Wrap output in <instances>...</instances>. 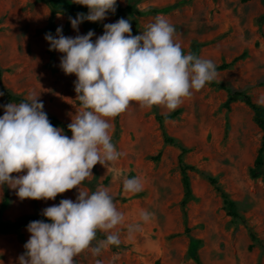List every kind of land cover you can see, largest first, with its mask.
I'll return each instance as SVG.
<instances>
[{"label":"rangeland","instance_id":"374dc122","mask_svg":"<svg viewBox=\"0 0 264 264\" xmlns=\"http://www.w3.org/2000/svg\"><path fill=\"white\" fill-rule=\"evenodd\" d=\"M117 1L125 12L109 13L103 25L125 18L131 23L132 35H138L161 16L175 27L173 39L185 54L209 59L215 65L245 54L233 66L216 70L215 79L235 91L249 93L264 105V0ZM152 9L157 11L150 12ZM87 12L83 6L79 13ZM68 18L60 13L55 18L56 28L62 26L63 35L75 37L88 32L87 21L77 32ZM51 21L52 8L47 0H0V66L8 70L4 83L11 92L22 97L30 91L40 94L44 110L71 123L81 110L74 91L76 76L66 75L59 67L62 53L49 51L44 36L50 32ZM91 30L93 40L102 35L97 28ZM8 103L15 102L8 101L4 93L0 95V105ZM174 112L177 115L164 121V127L191 149L184 156L185 164L195 167L187 171L190 194L179 163L181 150L165 141L157 118ZM3 114L0 108V116ZM109 122L113 126L112 143L123 155L105 166L97 163L93 175L80 188L93 192L104 187L113 196L132 198L114 203L124 215L122 224L111 230L118 233L120 244L108 246L97 256L85 249L74 258V264H157L158 260L162 264H197L192 238L197 241L203 264H264V181L251 176L263 130L255 121L253 109L239 96L206 83L183 98L173 111L163 105L142 107L133 101ZM208 176L216 178L230 194L256 237L243 220L230 214ZM126 177H139L143 190L124 192L122 181ZM77 195L73 188L55 200H20L15 189L0 186V208L8 197L0 222L41 215L45 207L61 199L74 201ZM141 210L151 214L146 223L139 219ZM137 223L139 230L129 232L128 226ZM99 232L90 248L104 240ZM29 237L26 227L0 232V264H18Z\"/></svg>","mask_w":264,"mask_h":264},{"label":"clouds","instance_id":"9594fccd","mask_svg":"<svg viewBox=\"0 0 264 264\" xmlns=\"http://www.w3.org/2000/svg\"><path fill=\"white\" fill-rule=\"evenodd\" d=\"M72 3L88 9L68 18L79 32L82 22H102L114 14L117 0ZM103 28L95 40L92 30L72 37L62 34V26L56 28L55 36L51 32L44 36L49 51L63 54L61 70L76 76L74 91L81 110L67 125L71 137L50 123L40 94L34 91L23 102L0 105L4 109L0 116V186L15 189L20 200H55L73 188L78 191L74 201L61 199L42 209L47 222L38 219L26 225L30 237L18 264H74L85 249L97 256L110 245L118 246L119 235L111 230L122 224L124 215L117 210L113 194L104 187L93 192L80 188L97 163L105 166L123 155L112 143L110 118L123 113L133 101L142 107L163 105L173 111L183 98L217 75L213 61L183 52L173 39L175 27L164 17H156L138 35H132L131 23L125 18L105 23ZM122 186L126 193L143 190L139 177L124 178ZM150 215L141 210L139 219L146 223ZM139 228V223L128 226L129 232ZM97 230L106 239L90 248Z\"/></svg>","mask_w":264,"mask_h":264},{"label":"trees","instance_id":"16d2710c","mask_svg":"<svg viewBox=\"0 0 264 264\" xmlns=\"http://www.w3.org/2000/svg\"><path fill=\"white\" fill-rule=\"evenodd\" d=\"M47 1L49 2V4L51 5V8H52V21H51V25H50V32L53 35H55V33H56L55 18L57 16V14L60 13V14L66 15V16H74L83 9L82 5L74 4V3H72V1H66V2H63V1L56 2L55 0H47ZM244 1H247V0H244ZM149 11L153 12V11H157V10L152 9ZM124 12H125V8L121 5L120 2L117 1L116 13L122 14ZM87 26L89 27L88 31L91 30L92 28H97L103 34L104 28H103V24L101 22L87 21ZM92 39H93V37H92ZM244 56H245V54L235 58L230 63H223L220 65H216V70H224V69L231 67L239 59H241ZM6 71H8V70L4 69L0 66V91H2L5 94V97L8 99V101H13L17 104L25 101L26 97L17 96L6 87V85L4 83V73ZM209 84H211L212 86H219V87L227 89V91L230 94H232V96H239L245 102L246 105H248L249 107H251L253 109L255 121L259 125V127L263 130V140H262L261 147L259 148L258 155L255 159L254 166L251 169V176L254 179L262 178L264 181V105L259 103V102H256L249 93L241 92V91H235V90L225 86L224 84L218 82L216 79H214ZM43 111H45L47 113L48 119L54 127L62 128L65 132H71L67 128V125L69 124V122L63 121L59 117L50 114L49 112H47L44 109H43ZM176 115H177V112H174V113L165 114V115H157V118L161 124V128L163 129V135H164L165 141L168 144L178 146L181 150L180 155H179V163H180L181 171L184 174L183 179H184V183L186 185L187 193L190 194L191 193V182H190V179L187 175V171L190 169L193 170V169H195V167L186 165L184 162V156L191 149L188 146H186L185 144L180 143L177 140H175V138L171 137L166 132L165 127H164V121H166L168 119H172ZM208 179L211 182V184L217 189V191L222 195V197L224 199L225 206H226V208L229 209L230 214L234 217L240 218L241 220H243L248 225L247 219L244 218V216H242L239 213V211L236 208L235 201L231 198L230 194L227 191H225L219 185L218 180L212 176H208ZM131 198L132 197L122 196L121 194H119L117 196H114V203L117 201L127 202ZM7 199H8V197L6 196L5 200L2 203L1 208H0V215L3 213V211L7 207ZM38 219H42V220H45L47 222V218L43 217L42 215H27L23 218L15 220V221H1L0 222V232L1 233H7V232L21 230V229L25 228L26 225L30 221H34V220H38ZM248 228L250 229L252 236L256 237V234L253 231L252 227L250 225H248ZM99 235L101 237H103L104 239H106L105 233L99 232ZM196 247H197V241L192 238L191 239V250H192L193 255H194V260L197 264H203V262L201 261L199 255H198ZM157 264H162V263L160 260H158Z\"/></svg>","mask_w":264,"mask_h":264}]
</instances>
